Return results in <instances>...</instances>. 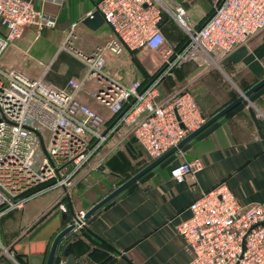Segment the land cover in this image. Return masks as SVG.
Instances as JSON below:
<instances>
[{
	"label": "built area",
	"instance_id": "obj_1",
	"mask_svg": "<svg viewBox=\"0 0 264 264\" xmlns=\"http://www.w3.org/2000/svg\"><path fill=\"white\" fill-rule=\"evenodd\" d=\"M33 1L0 0V57L25 29L39 36L56 27V19L35 10ZM207 1L210 13L195 26L181 6L175 5L172 13L162 0H101L95 11L110 30L107 38L90 54L82 53L75 48L78 29L84 26L80 21L70 26L59 46L85 67L79 79L68 81L67 89H50L16 69L0 68V219L55 190L61 192L58 208L66 212L64 200L103 166L109 154L105 148L114 138L132 137L149 164L207 121L188 90L163 93L164 82L186 64L219 68L236 49L262 36L264 0ZM163 13L182 29V46L172 47L158 27ZM142 50L157 60L150 74L155 76L147 83L124 85L104 72L107 54L120 57L125 51ZM81 93L112 119L90 108ZM201 170L198 160L181 162L170 175L180 183ZM188 210L189 218L175 226L190 256L188 264H264V205H243L220 183ZM85 214L74 215L69 224L73 230L84 226ZM0 258L22 264L14 247L1 242Z\"/></svg>",
	"mask_w": 264,
	"mask_h": 264
},
{
	"label": "crops",
	"instance_id": "obj_2",
	"mask_svg": "<svg viewBox=\"0 0 264 264\" xmlns=\"http://www.w3.org/2000/svg\"><path fill=\"white\" fill-rule=\"evenodd\" d=\"M100 1H33L35 10L56 19V27L44 29L39 36L25 29L14 45L1 55L0 68L16 69L31 80H41L50 89H67L68 81L79 79L85 67L75 57L59 51V46L70 26L83 21ZM163 2L172 13L175 5L181 6L189 24L195 26L200 25L211 10L207 0ZM160 28L172 47L183 42V31L171 16ZM109 34L105 24L95 30L79 27L75 48L90 54ZM245 47L247 54L238 63L223 62L219 68L207 70L186 64L175 70L174 78H166L163 93L167 89H186L203 113L224 108L239 93L264 78V34ZM146 52L125 51L120 57L107 54L104 72L124 85L143 81V72L150 75L157 69L156 58ZM139 53L148 55V63ZM236 92L238 96L232 98ZM80 99L107 120L112 119L106 109L85 93L80 94ZM250 108L264 121V87L249 102L228 112L180 152L85 218L84 226L73 230L59 244L54 257L56 264H66L63 251L68 245L74 264H188L190 256L175 226L189 218V205L202 193L225 183L239 203L264 205V139L258 135ZM105 150L109 154L104 168L77 184V193L64 200L66 212L58 208L61 192L55 190L34 199L22 210L2 216L0 242L4 246L12 245L22 264H45L54 238L72 223L74 215L79 211L87 212L120 186L109 185L126 171L128 156L122 152L128 149L120 151L108 145ZM141 152L144 154L142 149ZM195 160L202 164L201 171L180 183L171 178L174 166Z\"/></svg>",
	"mask_w": 264,
	"mask_h": 264
},
{
	"label": "water",
	"instance_id": "obj_3",
	"mask_svg": "<svg viewBox=\"0 0 264 264\" xmlns=\"http://www.w3.org/2000/svg\"><path fill=\"white\" fill-rule=\"evenodd\" d=\"M168 16L167 14L163 13L162 15V21L158 24V27H161L163 23L167 20ZM83 24L85 27L95 30L99 28L101 25L104 24V20L100 13L98 11H93L90 16L86 17L83 20ZM247 54V49L245 46L239 47L237 50H235L231 55H229L226 60L224 61V64L226 62L230 63H238L245 55ZM264 87V78L256 83L254 86H252L250 89H248L245 92L239 93V96L234 99L232 102H230L228 105H226L224 108H222L220 111L215 113L213 116H211L207 121L195 132H193L191 135H189L186 139H184L177 147L172 148L168 152H166L164 155H162L160 158L156 159L155 161H152L151 163L147 164L143 169H141L139 172H137L135 175H133L129 180L124 182L122 185H120L118 188H116L114 191H112L109 195H107L105 198L100 200L98 203H96L92 208H90L86 214L85 218H89L92 216L97 210L105 206L108 202L116 198L118 195H120L123 191H125L128 187H130L132 184L136 183L142 176H144L146 173L157 167L160 163H162L164 160L169 158L170 156L176 154L179 150H181L188 142L193 140L197 135H199L201 132H203L205 129L213 125L215 122L220 120L223 116H225L228 112L233 110L238 105L249 102L250 97L257 92L259 89ZM249 113L251 115V118L255 124V127L257 129L258 135L264 139V121L261 119H258L255 115V111L253 108L249 109ZM104 167L101 166L99 170H102ZM74 227L73 225H69L65 227L62 231H60L56 237L54 238L52 245L50 247L47 261L45 264H53L54 257L57 251V248L61 241L73 231ZM63 256L67 258L66 264H74V258L72 255L71 246L68 245L63 251Z\"/></svg>",
	"mask_w": 264,
	"mask_h": 264
},
{
	"label": "rangeland",
	"instance_id": "obj_4",
	"mask_svg": "<svg viewBox=\"0 0 264 264\" xmlns=\"http://www.w3.org/2000/svg\"><path fill=\"white\" fill-rule=\"evenodd\" d=\"M164 1V0H163ZM166 1V0H165ZM14 44L9 45L5 51L13 46ZM5 51L2 53L4 54ZM64 52V51H62ZM148 55L151 54V52L147 51L146 52ZM140 54V53H139ZM147 55V56H148ZM140 56H142V59L148 63V57L146 55H142L140 54ZM147 58V59H145ZM179 89V88H178ZM234 96H238L237 92L232 96V98H234ZM91 108V107H90ZM222 108L219 107L218 109L215 110H209L204 112L205 117L208 119L210 118L213 114H215L216 112H218V110ZM218 122V121H217ZM215 122V123H217ZM114 144H118L117 146H115V149H121L120 151H124L126 149H128V152H122L125 153L128 157L125 161H127L128 164H126V171L123 173V175H120L119 177H117L116 180L112 181V183L109 185L111 186H119L121 185L123 182H125L126 180H128L131 176H133L134 174H136L137 172H139L142 168H144L148 162L145 158V154H143L141 152V149L137 146L135 140L132 137H128L126 138L124 141H117L115 138L111 141V145ZM121 146V147H120ZM126 148V149H125ZM108 157V156H107ZM107 157L105 158L104 162L106 161ZM90 175V174H89ZM89 175H87V178H90ZM100 181V180H98ZM77 185L75 186V188L71 191L69 198L73 197L76 193H77ZM121 195V194H120ZM120 195H118L117 197H119ZM70 198V199H71ZM84 212V211H83Z\"/></svg>",
	"mask_w": 264,
	"mask_h": 264
},
{
	"label": "trees",
	"instance_id": "obj_5",
	"mask_svg": "<svg viewBox=\"0 0 264 264\" xmlns=\"http://www.w3.org/2000/svg\"><path fill=\"white\" fill-rule=\"evenodd\" d=\"M184 41H185V39L183 40V42H182L178 47L182 46L183 43H184ZM143 74H144V80H143V83H147V82H148L153 76H155V74H154V75H148V74H146V73H144V72H143ZM261 89H262V88H261ZM261 89H260V90H261ZM260 90H258L256 93H258ZM256 93H254V94L250 97V99H252ZM241 105H242V104L238 105L236 108H234L233 110H231L229 113H231L232 111L238 109ZM229 113H228V114H229ZM172 156H173V155H172ZM17 256H18V255H17ZM0 262H4L5 264H9V263H8L5 259H3V258H0ZM56 263H57V260L54 259L53 264H56Z\"/></svg>",
	"mask_w": 264,
	"mask_h": 264
}]
</instances>
